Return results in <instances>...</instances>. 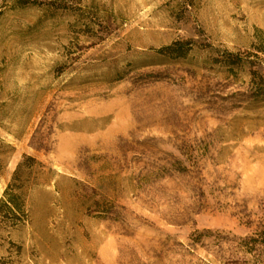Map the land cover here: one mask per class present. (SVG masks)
Returning <instances> with one entry per match:
<instances>
[{"label":"rangeland","instance_id":"rangeland-1","mask_svg":"<svg viewBox=\"0 0 264 264\" xmlns=\"http://www.w3.org/2000/svg\"><path fill=\"white\" fill-rule=\"evenodd\" d=\"M262 44L264 0H0V264L263 260Z\"/></svg>","mask_w":264,"mask_h":264},{"label":"trees","instance_id":"trees-1","mask_svg":"<svg viewBox=\"0 0 264 264\" xmlns=\"http://www.w3.org/2000/svg\"><path fill=\"white\" fill-rule=\"evenodd\" d=\"M179 47L180 45L175 43L172 46L162 49L161 52L165 53L170 57L179 58L184 55ZM256 49L257 52L264 55L263 44L262 47L260 46ZM254 56L256 57V61L248 62L249 64L245 62L243 59L238 58L237 62L232 60L231 62H228L226 66L228 67L229 73H234V71L244 69L246 67L245 65L248 64L247 67H249L250 87H251V92L248 98L251 101V103L260 105L264 103V68L260 67V65L262 64V60L257 56V54H255ZM20 170H21V165L18 166V168L14 173L12 184H9L7 186L4 192V199L0 201V213H4L5 215H10L12 219L16 217L13 211L15 210L20 211V207H21V204L19 202L20 195L18 194L20 188L14 184L16 180L15 177L18 176ZM259 237L260 240L250 239V242L253 244L256 243L262 244L264 246V235H260ZM250 251H251L250 249H247L248 253ZM256 264H264V258L263 260L257 261Z\"/></svg>","mask_w":264,"mask_h":264},{"label":"bare ground","instance_id":"bare-ground-1","mask_svg":"<svg viewBox=\"0 0 264 264\" xmlns=\"http://www.w3.org/2000/svg\"><path fill=\"white\" fill-rule=\"evenodd\" d=\"M125 113L124 111H122V113L118 116V121L117 123L111 128V132H114V131H117V130H121L123 127V124H122V118L124 117V114Z\"/></svg>","mask_w":264,"mask_h":264}]
</instances>
